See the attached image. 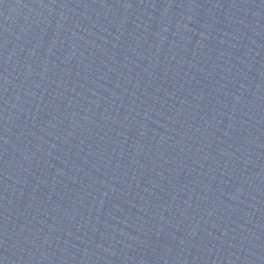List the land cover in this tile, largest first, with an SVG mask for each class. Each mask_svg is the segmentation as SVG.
Returning a JSON list of instances; mask_svg holds the SVG:
<instances>
[{
  "label": "water",
  "instance_id": "1",
  "mask_svg": "<svg viewBox=\"0 0 264 264\" xmlns=\"http://www.w3.org/2000/svg\"><path fill=\"white\" fill-rule=\"evenodd\" d=\"M0 264H264V0H0Z\"/></svg>",
  "mask_w": 264,
  "mask_h": 264
}]
</instances>
